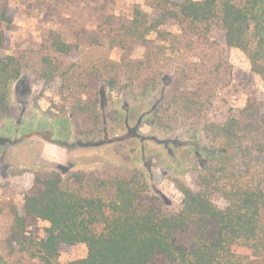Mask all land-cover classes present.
I'll return each instance as SVG.
<instances>
[{"label": "rangeland", "instance_id": "374dc122", "mask_svg": "<svg viewBox=\"0 0 264 264\" xmlns=\"http://www.w3.org/2000/svg\"><path fill=\"white\" fill-rule=\"evenodd\" d=\"M179 1L0 0V12L7 8L13 20L11 30L0 21L6 40L2 55L14 57L21 68L19 79L8 87L7 110L0 115V264H40L33 247L45 238L49 224L30 217L22 233L14 226V213L21 211L34 173L59 169L73 185L76 174L137 169L151 195L178 206L174 180H186L204 145L200 135L193 138V130L175 126L190 120L180 105L169 103L171 83L179 81L176 94L185 95L196 84L182 82L178 69L194 62L215 69L210 83L216 93L204 91L198 99L206 102L203 115L211 121H223L249 96L264 92V82L251 71L246 56L224 46L216 29L210 34L212 46L189 50L184 49L186 40L176 37L180 28L172 20L159 28L163 40L156 33L148 36L151 50L127 31L145 16L152 20L165 9L173 11ZM55 41L66 44L69 52H57ZM148 52L152 67L134 69L132 62ZM160 73L168 78H158ZM152 76L161 85L144 94L138 81ZM109 80L116 85L108 86ZM159 101L161 110L151 113ZM95 116L98 126L92 123ZM158 116L175 128L153 124ZM82 179L75 187L90 189ZM86 255L84 244L64 246L58 264Z\"/></svg>", "mask_w": 264, "mask_h": 264}, {"label": "trees", "instance_id": "16d2710c", "mask_svg": "<svg viewBox=\"0 0 264 264\" xmlns=\"http://www.w3.org/2000/svg\"><path fill=\"white\" fill-rule=\"evenodd\" d=\"M179 2L173 11L165 9L155 19L143 15L144 21L127 31L151 50L153 41L148 36L156 33L163 40L159 28L172 20L180 28L176 37L186 40L184 49L189 50L212 46L210 34L216 29L224 46L240 50L251 71L264 82V0ZM0 21L11 30L13 20L7 8L0 12ZM54 47L59 53L69 52L60 41ZM5 50L0 30V115L7 110L9 85L21 75L18 61L2 55ZM185 61L190 63V59ZM132 66L151 68V53ZM178 70L182 82L196 84L185 95L176 94L179 81L171 83L169 103L180 105L190 120L174 124L204 140L196 153L199 161L187 169L186 180H174L178 206L167 205L164 196L151 195L137 169L103 171L107 178L97 173L76 174L71 176L74 186L59 169L34 173L22 209L14 213V226L22 233L30 217L49 224L45 238L33 247V258L40 264H58L61 249L77 244L86 246L87 255L68 264H264V92L249 96L241 109L228 113L223 121H211L203 115L206 102L198 99L204 91L216 93L210 83L215 69L200 68L194 62ZM157 77L165 80L168 74ZM157 77L138 81L144 94L161 85ZM107 84L116 85L113 80ZM128 84L133 86L134 81ZM159 102L151 113L161 110ZM157 118L152 123L158 127L175 128L161 116ZM98 122L95 116L92 123L98 126ZM82 178L90 189L75 187Z\"/></svg>", "mask_w": 264, "mask_h": 264}]
</instances>
